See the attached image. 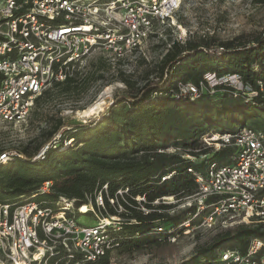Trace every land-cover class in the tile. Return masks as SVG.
Listing matches in <instances>:
<instances>
[{"label": "trees", "instance_id": "trees-1", "mask_svg": "<svg viewBox=\"0 0 264 264\" xmlns=\"http://www.w3.org/2000/svg\"><path fill=\"white\" fill-rule=\"evenodd\" d=\"M212 45L203 39L173 41L159 62L156 78L131 96H115L99 117L85 123L57 118L32 148L0 149V155L16 153L0 159V203L35 201L73 216L74 209L90 205L103 217L118 218L107 227L110 242L103 256L85 262L79 254L66 256L62 251L56 256L60 262L109 264L114 249L139 250L165 241L175 229L192 222L197 208L171 212L175 204L161 198L193 195L196 175L204 173L210 162L226 163L232 155L231 147L210 155L213 146L202 137L233 133L247 125L264 132V99L221 93L222 85L210 92L204 78L208 72L216 77L237 74L243 84L254 87L256 80L264 79V32L248 43L223 41L215 51ZM186 83L197 88L196 95L179 93V85ZM83 91L84 79L71 73L37 95L33 107H42L54 96ZM170 147L176 150L168 152ZM166 174L171 176L162 181ZM45 181L50 185L42 191ZM99 192L102 205L96 202ZM69 202L75 208H65ZM243 225L222 242H233L244 253L250 241L258 239L259 255L264 256V225ZM219 242L199 248L179 264H211Z\"/></svg>", "mask_w": 264, "mask_h": 264}, {"label": "built area", "instance_id": "built-area-1", "mask_svg": "<svg viewBox=\"0 0 264 264\" xmlns=\"http://www.w3.org/2000/svg\"><path fill=\"white\" fill-rule=\"evenodd\" d=\"M179 2L0 0V124L24 122L35 97L51 83L63 81L94 50L111 49L118 56L132 53L151 36L153 21H166ZM204 78L211 89L230 85L243 89L247 99H264V79L256 80L252 87L243 84L237 74L216 77L208 72ZM196 92L190 83L179 85L180 94ZM202 141L207 145L215 142L218 148L231 147L233 152L228 162H210L204 173L196 175L195 195L200 204L194 217L203 213L202 220L209 226L217 217L264 225V132L243 126L233 133L206 135ZM12 154L16 153H3L0 159ZM170 176L163 175L161 180ZM49 185V181L43 182L41 190ZM96 202L102 205L100 192ZM69 205L72 202L65 208ZM116 220L102 217L94 225L80 226L64 209L35 201L14 206L0 203V264H81L60 262L56 256L62 251L66 256L79 254L85 262L94 261L109 249L107 227ZM261 246L260 240L253 239L244 253L224 249L211 264H264Z\"/></svg>", "mask_w": 264, "mask_h": 264}, {"label": "rangeland", "instance_id": "rangeland-1", "mask_svg": "<svg viewBox=\"0 0 264 264\" xmlns=\"http://www.w3.org/2000/svg\"><path fill=\"white\" fill-rule=\"evenodd\" d=\"M263 32L264 0H180L166 21H153L151 36L132 53L118 56L111 49L99 48L75 64L70 71L78 72L81 79H84L85 91L79 95L54 96L38 109L32 106L24 122L0 124V149H17L25 145L32 148L57 118H62L66 123H85L99 117L115 96H131L147 80L156 78L159 62L173 41L210 40L213 44L211 50L215 51L219 42L235 40L248 43ZM225 91L221 89L220 92ZM97 101L101 103L100 110L82 115L83 110ZM210 145L213 146L209 152L211 155L218 149V145L215 142ZM173 149L168 152L176 150ZM166 197L163 202L175 204L171 212L189 206H196L197 212L200 204L195 193L186 197ZM72 206L75 208L73 203ZM73 212L76 224L80 226L94 225L103 217L90 205L81 206ZM202 216L203 213L195 217L192 215V222L175 229L173 234L159 244L132 251L123 248L112 250L109 264H179L199 248L218 244L219 241L221 247L213 251L215 257L224 249L232 246L237 248L233 242L223 243L222 240L244 227L243 222L217 217L209 226L203 222Z\"/></svg>", "mask_w": 264, "mask_h": 264}, {"label": "water", "instance_id": "water-1", "mask_svg": "<svg viewBox=\"0 0 264 264\" xmlns=\"http://www.w3.org/2000/svg\"><path fill=\"white\" fill-rule=\"evenodd\" d=\"M223 87H222V89H226L227 91H225V92H227V93H229V94H231V95H233V96H235V95H237V96H239V95H243V89H241V88H239V87H234V86H230V85H222ZM210 88V87H209ZM214 90H213V88L211 89L210 88V92H213ZM220 91H221V89H220ZM188 94H190V93H188Z\"/></svg>", "mask_w": 264, "mask_h": 264}, {"label": "bare ground", "instance_id": "bare-ground-1", "mask_svg": "<svg viewBox=\"0 0 264 264\" xmlns=\"http://www.w3.org/2000/svg\"><path fill=\"white\" fill-rule=\"evenodd\" d=\"M100 109H101V103L99 101H97L95 104H93L90 107H88L87 110H83L82 111V115L92 114V113H95L96 111H98ZM18 264H26V263L23 262V261H20V262H18Z\"/></svg>", "mask_w": 264, "mask_h": 264}]
</instances>
